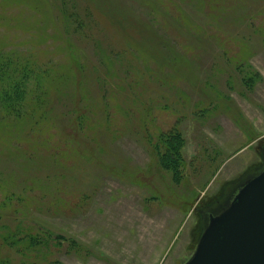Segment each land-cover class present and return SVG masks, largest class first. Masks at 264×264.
<instances>
[{
	"label": "rangeland",
	"instance_id": "374dc122",
	"mask_svg": "<svg viewBox=\"0 0 264 264\" xmlns=\"http://www.w3.org/2000/svg\"><path fill=\"white\" fill-rule=\"evenodd\" d=\"M263 161L264 0H0L7 264H184Z\"/></svg>",
	"mask_w": 264,
	"mask_h": 264
},
{
	"label": "water",
	"instance_id": "95a60500",
	"mask_svg": "<svg viewBox=\"0 0 264 264\" xmlns=\"http://www.w3.org/2000/svg\"><path fill=\"white\" fill-rule=\"evenodd\" d=\"M208 215L184 264H264V161Z\"/></svg>",
	"mask_w": 264,
	"mask_h": 264
},
{
	"label": "trees",
	"instance_id": "16d2710c",
	"mask_svg": "<svg viewBox=\"0 0 264 264\" xmlns=\"http://www.w3.org/2000/svg\"><path fill=\"white\" fill-rule=\"evenodd\" d=\"M172 144V143H171ZM172 146H173V144H172ZM176 149H175V147H174V151H175ZM173 151V152H174ZM5 238V237H4ZM8 239H10V238H8ZM30 241H33V242H35V241H38V245H36V246H34V249L32 250V252H34V253H42V251H44V250H46L47 248H48V246H49V244H48V241H46V240H44L43 238H41V237H38V236H33L32 235V237H31V240ZM1 243V242H0ZM32 245V244H31ZM0 251H1V244H0ZM9 260V259H8ZM8 260H6V259H4V257L3 256H1L0 255V264H2V263H8L9 261ZM30 261H32V260H29V262ZM9 264H11V263H9ZM31 264H41V263H36V261H33V262H31ZM53 264H56V262L54 261V263Z\"/></svg>",
	"mask_w": 264,
	"mask_h": 264
}]
</instances>
